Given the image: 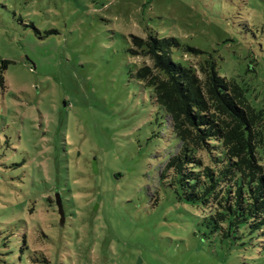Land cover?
I'll return each mask as SVG.
<instances>
[{
    "label": "rangeland",
    "instance_id": "obj_1",
    "mask_svg": "<svg viewBox=\"0 0 264 264\" xmlns=\"http://www.w3.org/2000/svg\"><path fill=\"white\" fill-rule=\"evenodd\" d=\"M150 35L264 110V0H0V264H264V230L162 177L180 141L137 78Z\"/></svg>",
    "mask_w": 264,
    "mask_h": 264
},
{
    "label": "trees",
    "instance_id": "obj_2",
    "mask_svg": "<svg viewBox=\"0 0 264 264\" xmlns=\"http://www.w3.org/2000/svg\"><path fill=\"white\" fill-rule=\"evenodd\" d=\"M131 38L132 53L151 62L137 78L154 88L180 141L162 176L178 201L213 208L232 228L264 230V110L253 107L237 80L222 77L212 58L204 77L174 59L176 50L197 52L178 38ZM8 64L0 68L1 89Z\"/></svg>",
    "mask_w": 264,
    "mask_h": 264
},
{
    "label": "water",
    "instance_id": "obj_3",
    "mask_svg": "<svg viewBox=\"0 0 264 264\" xmlns=\"http://www.w3.org/2000/svg\"><path fill=\"white\" fill-rule=\"evenodd\" d=\"M55 203L58 207V212H59V215L61 218V223H62V225H64V223L66 221L65 211H64V206H63L62 199H61V196L59 193L55 194Z\"/></svg>",
    "mask_w": 264,
    "mask_h": 264
}]
</instances>
